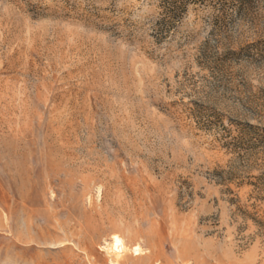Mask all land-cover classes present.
Segmentation results:
<instances>
[{"label": "rangeland", "instance_id": "obj_1", "mask_svg": "<svg viewBox=\"0 0 264 264\" xmlns=\"http://www.w3.org/2000/svg\"><path fill=\"white\" fill-rule=\"evenodd\" d=\"M163 17L0 0V264H264V0Z\"/></svg>", "mask_w": 264, "mask_h": 264}, {"label": "trees", "instance_id": "obj_2", "mask_svg": "<svg viewBox=\"0 0 264 264\" xmlns=\"http://www.w3.org/2000/svg\"><path fill=\"white\" fill-rule=\"evenodd\" d=\"M197 0H161L163 19L160 21L159 34L168 33L182 20L190 4Z\"/></svg>", "mask_w": 264, "mask_h": 264}, {"label": "bare ground", "instance_id": "obj_3", "mask_svg": "<svg viewBox=\"0 0 264 264\" xmlns=\"http://www.w3.org/2000/svg\"><path fill=\"white\" fill-rule=\"evenodd\" d=\"M107 248L109 250V254L115 260H118L119 258L124 256L128 251V248L126 247L124 240L118 235H114L111 238V242L107 245ZM132 251L135 254L134 256H140L143 253V251L139 247L134 248ZM109 264H118V263L116 261L114 262L111 260Z\"/></svg>", "mask_w": 264, "mask_h": 264}]
</instances>
